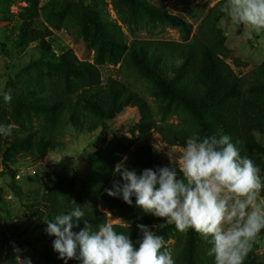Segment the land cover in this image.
<instances>
[{
	"label": "rangeland",
	"instance_id": "obj_1",
	"mask_svg": "<svg viewBox=\"0 0 264 264\" xmlns=\"http://www.w3.org/2000/svg\"><path fill=\"white\" fill-rule=\"evenodd\" d=\"M146 1L168 15L186 21L194 33L209 11L222 0ZM100 11L110 17L123 33L126 45L134 40L182 39L180 30L173 24L141 16L126 2L0 0V124L10 126L7 136L15 131L28 135L49 126L58 135L60 145L45 159L35 160L31 152H36L33 145L5 146L1 143L4 135H0V264H21V261L29 259L31 264H60L59 255L53 249L55 237L46 233L47 225L43 218L34 217L36 208L45 213L46 207L63 211L77 205L95 207L107 214V221L113 225L137 228L138 224H143L130 206L109 202L103 196L105 190L98 191L92 183L93 175L104 169L110 156L132 152L141 143L137 130L139 112L128 108L93 131L87 127L76 130L69 123L61 124L63 114L60 110L49 114L38 105L44 103L46 93H61L63 89L58 86L71 75L64 67L41 55L37 43L27 44L25 41L16 44L20 17L31 14L35 16L38 28L53 32L50 40L54 54L59 56L72 52L79 61L96 64V49L101 40L97 38L89 16ZM141 18L144 22H140ZM219 26L230 53L227 63L238 76L246 77L264 65V35L243 26L240 30L239 25L233 24L227 17ZM104 52L98 64L104 82L119 79L132 83L154 109L158 121H179L176 112L160 111L155 89L133 69L130 62L126 63L127 51L124 48L111 52L106 46ZM5 92H11V103H4L2 94ZM258 140L264 145V137H258ZM148 143L164 162H169L168 148L175 149L177 156L182 149L162 143L155 133L148 136ZM7 169L15 171V176H1ZM154 230L164 237L165 246L172 251L175 264H191L183 256L184 248L190 243L198 256L209 257L210 246L193 230L181 233L174 225L167 224L156 226ZM254 259L264 263V234L259 242L252 245L245 262Z\"/></svg>",
	"mask_w": 264,
	"mask_h": 264
},
{
	"label": "trees",
	"instance_id": "obj_2",
	"mask_svg": "<svg viewBox=\"0 0 264 264\" xmlns=\"http://www.w3.org/2000/svg\"><path fill=\"white\" fill-rule=\"evenodd\" d=\"M117 1L126 2L141 16L173 24L180 30L182 39L134 40L130 45H126L123 33L113 24L110 17L104 16L100 11L89 16L97 38L101 40V45L96 49V64L79 61L72 52L59 56L54 54L50 40L53 32L50 29L38 28L35 16L31 14L21 15L16 41V44L25 41L27 44L37 43L41 55L50 59L53 64L64 67L71 75L58 86L63 89L61 93H46L43 97L44 103L38 105V108L49 114L60 110L63 114L61 124L69 123L76 130L87 127L93 131L128 108L139 112L140 123L137 130L141 143L135 146L132 152L113 154L114 156L109 157L104 169H99L93 175L92 183L98 191L111 188L114 179H121L114 176L115 168L120 163L138 172L170 166L168 161H161L157 151L149 145L148 136L151 133L157 134L161 142L170 147H183L186 139L193 134L202 137L230 135L233 142L239 141L241 154L247 155L261 168L263 177L264 145L258 137H264V65L250 75L240 77L227 63L230 53L226 47L223 30L219 26L226 16L218 11L224 0L209 11L194 33L192 26L186 21L168 15L146 0ZM140 22L144 20L141 18ZM239 28L241 30L242 26L239 25ZM106 46L111 52L122 48L127 51L126 63L130 62L133 69L153 86L160 100L162 113H177V123L158 121L154 109L146 98L140 96L132 83L119 79H109L107 82L102 80L98 64L100 57L106 53ZM57 139L58 135L47 126L28 135L15 131L10 136L2 137L1 143L5 146L33 145L36 150L31 151L33 157L35 160H43L60 146ZM15 174L12 169H7L1 176ZM103 196L109 202L129 206L122 199L108 196L106 191ZM130 207L144 225L156 227L165 224L159 218L145 215L135 206ZM34 210V217L40 216L44 222L63 211L54 207H46L45 213H41L37 208ZM84 211L85 219L94 227L107 221V214L95 207L84 208ZM113 226L117 231L131 235L133 239L141 237L136 227ZM83 227L81 224L80 229L74 231L78 232ZM192 246L190 243L183 250V256L187 257L191 264H214L213 258L198 256ZM58 262L64 264L62 260ZM69 264L79 262L72 260ZM245 264L264 263L260 259H254Z\"/></svg>",
	"mask_w": 264,
	"mask_h": 264
},
{
	"label": "clouds",
	"instance_id": "obj_3",
	"mask_svg": "<svg viewBox=\"0 0 264 264\" xmlns=\"http://www.w3.org/2000/svg\"><path fill=\"white\" fill-rule=\"evenodd\" d=\"M218 11L233 24L264 35V0H224ZM2 96L4 103L13 100L11 92ZM9 134L10 126L0 124V135ZM168 149L170 166L138 172L118 164L114 176L121 179H114L112 187L105 189L107 195L174 225L181 233L195 231L210 246L207 255L214 264H245L252 245L264 234L261 168L242 155L239 141L233 142L227 134H193L179 156L175 149ZM45 223L64 264L72 260L79 264H175L155 226L138 224L141 238L133 241L110 221L94 227L79 205ZM81 224L84 227L74 231ZM21 264H31V260Z\"/></svg>",
	"mask_w": 264,
	"mask_h": 264
}]
</instances>
